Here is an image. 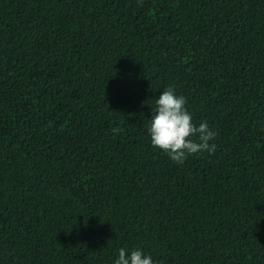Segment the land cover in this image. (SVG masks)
I'll return each mask as SVG.
<instances>
[{"label": "trees", "instance_id": "1", "mask_svg": "<svg viewBox=\"0 0 264 264\" xmlns=\"http://www.w3.org/2000/svg\"><path fill=\"white\" fill-rule=\"evenodd\" d=\"M168 87L215 152L152 146ZM121 248L264 264V0H0V264Z\"/></svg>", "mask_w": 264, "mask_h": 264}, {"label": "clouds", "instance_id": "2", "mask_svg": "<svg viewBox=\"0 0 264 264\" xmlns=\"http://www.w3.org/2000/svg\"><path fill=\"white\" fill-rule=\"evenodd\" d=\"M142 5V0H138ZM187 100L183 95H177L172 87H168L155 99L147 131L151 136L154 148L162 150L177 164H183L190 155L207 151L213 153L218 133L210 129L207 122L198 126L192 123V114L186 108ZM114 133L119 129L114 128ZM119 249L115 264H154L152 257L140 249Z\"/></svg>", "mask_w": 264, "mask_h": 264}]
</instances>
